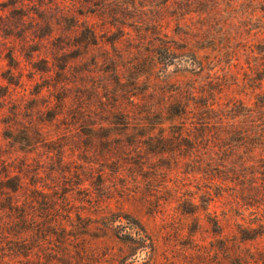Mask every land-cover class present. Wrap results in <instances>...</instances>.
<instances>
[{
  "label": "rangeland",
  "instance_id": "rangeland-1",
  "mask_svg": "<svg viewBox=\"0 0 264 264\" xmlns=\"http://www.w3.org/2000/svg\"><path fill=\"white\" fill-rule=\"evenodd\" d=\"M114 1L0 0V242L13 250L0 264H264L255 138L216 156L170 123L114 115L158 106L163 76H191L187 58L149 57L147 11ZM186 31L172 22L163 38ZM263 49L235 36L204 51L220 102L254 105Z\"/></svg>",
  "mask_w": 264,
  "mask_h": 264
},
{
  "label": "trees",
  "instance_id": "trees-1",
  "mask_svg": "<svg viewBox=\"0 0 264 264\" xmlns=\"http://www.w3.org/2000/svg\"><path fill=\"white\" fill-rule=\"evenodd\" d=\"M93 1L97 5H106V7L115 2L114 0ZM153 1L118 0V3L122 2L124 5L147 11V14L144 11L146 16L142 19L143 21H135L150 24L153 27V33H157L156 40L153 39V42H150L153 49L148 54L149 57L155 58L158 55L174 57L179 59L176 60L178 61L176 65L181 67L182 59L187 58L190 62L186 60L184 68L180 71L191 76L179 80L163 76L160 80L163 86H158L163 99L157 102L158 106L147 109L146 106L140 107L134 103L137 110L132 114L130 111L129 113L117 110V114L114 115H117L119 120L127 121L126 126L131 125V116L143 117L147 123L152 118L160 124L170 123L168 128L172 136H180L184 139L193 136L196 139L205 140L208 142L207 146L213 148V155L216 156L222 151L223 155L232 157L234 151L242 145V140L253 141L251 138H255L256 141L247 147L250 151L248 155H253L256 150H260L263 153L261 158L264 159V63L260 64L261 69H258L261 74L255 84L258 92L254 105H248L243 99L236 97L228 102H220L221 90L213 86L212 81H204V78L210 77L214 68L206 67L207 62L204 58L208 54L204 51L215 47L221 39L232 40L236 36L238 39L247 38L253 42L264 40V0H157L155 5ZM172 22H175L177 27L188 26V32L186 31L188 38L182 37L181 42L170 38L165 40L163 37L168 36V27ZM230 26H238L239 30L234 36L228 29ZM162 32L163 35H161ZM179 52L181 54H178ZM220 54H222L221 51L218 55ZM173 61L175 60L171 59L164 63L170 65L174 64ZM157 62L155 59L153 67ZM206 73L208 75H205ZM164 129L160 130L162 138H165ZM153 135L152 132H148L149 138ZM238 140L239 143L233 142ZM11 208L17 216L20 211L14 206ZM1 215L0 230L6 223ZM118 217L121 221V216ZM117 220H113L108 227L118 228V225L113 226ZM7 250L12 248L0 242V262H10L6 258L9 256L6 253Z\"/></svg>",
  "mask_w": 264,
  "mask_h": 264
}]
</instances>
